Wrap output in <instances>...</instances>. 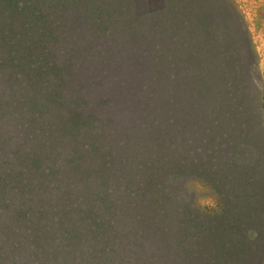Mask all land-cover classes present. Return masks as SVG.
Returning a JSON list of instances; mask_svg holds the SVG:
<instances>
[{
  "label": "trees",
  "instance_id": "obj_1",
  "mask_svg": "<svg viewBox=\"0 0 264 264\" xmlns=\"http://www.w3.org/2000/svg\"><path fill=\"white\" fill-rule=\"evenodd\" d=\"M45 1L0 0V41L5 42V32L12 33L15 29L21 34L30 33L27 19L39 24L48 21L51 15L47 4L58 5L60 0H47L43 5ZM109 1L112 0H69L75 7L89 3L90 13L97 18L106 17L109 21L102 25L107 24V33L112 31L114 24L108 17L115 13L109 9L107 17ZM207 2L211 11H217L216 6L212 7L213 1ZM190 3H197V0L165 1L164 9L157 14L160 18L155 22L153 35L159 27L164 40L170 35L183 43L182 66L192 71L186 76L183 69L179 76L173 77L172 87L165 95L160 92L144 99L145 103L152 101L157 111L153 116L141 112L140 130H136L139 134L134 132L132 136L121 138L122 134L112 131L117 141L109 142L107 155L100 157L99 150L91 154L100 162L95 163L93 182L97 187L88 209L92 210L89 214L97 213L98 219L90 225L92 245L88 246L93 247L95 253L93 249H86L94 258L107 245V264H261L264 259V106L261 105V112L255 113L243 85V81H250L246 77L249 56L240 60V65H232L235 50L224 51L228 39L211 31L208 16L206 20L201 19V28L196 32L195 17H187L189 12H196L197 7ZM15 11L22 16L23 26L15 24L11 16V13L15 16ZM126 23L115 28L122 31ZM148 24L151 29L153 22ZM194 36L198 38L196 51L190 41H186ZM34 39L26 38L27 46L21 47L29 55L27 58L14 57L17 52L12 49L0 53V80L4 92L22 82L28 85L20 96L21 104L28 107L27 112L11 115L8 100L3 102L7 113L0 112V161L14 160L19 168V159L13 157L17 153L7 156L4 141L13 142L17 150H22L25 141L30 148L38 141V132L40 139L48 135H42L32 126L36 117L29 105L33 107L36 93L32 90L42 87L49 93L53 76L49 74V78L42 81L39 75L43 71L48 75V70L56 69V66L37 65L40 59L36 56L42 54V44H34ZM123 58L130 60V55L127 53ZM39 69L35 75L33 71ZM173 69L171 64H166L157 74L163 76ZM24 114L28 115L25 127ZM257 117H260L259 122H254ZM184 118L197 136L186 138L181 121ZM70 125L77 131L75 140L91 130L82 128L78 117ZM27 127L28 133H25ZM65 137L64 142L71 135ZM56 147L53 144L40 154L34 153L36 167H43L48 155L57 164L60 163L57 157L70 156V151L67 153L62 147ZM84 147L78 144V150L83 151ZM194 148L193 154L186 151ZM76 152L74 150L72 156ZM12 178L8 174L0 178V264H28L22 246L13 238H18L20 233L31 237L38 222H25L26 217L34 213L27 188L19 186L13 190L11 203L3 192L7 188L5 181L13 185ZM187 178L197 179L213 190L218 208L205 212L194 207L192 197L186 195L182 186ZM120 227L125 233L118 230ZM250 232L255 234L254 240L248 238ZM121 236L125 239L122 242L119 241ZM37 237V233L34 234V238ZM68 242L63 248L69 246Z\"/></svg>",
  "mask_w": 264,
  "mask_h": 264
},
{
  "label": "rangeland",
  "instance_id": "obj_2",
  "mask_svg": "<svg viewBox=\"0 0 264 264\" xmlns=\"http://www.w3.org/2000/svg\"><path fill=\"white\" fill-rule=\"evenodd\" d=\"M165 1L167 3L168 0L109 1L111 4L107 6V17L109 9L115 13L108 17L114 24L112 31L107 33V24L102 25V22L107 21L106 17L97 18L90 13L89 3L84 7H75L69 0H60L58 5L47 4L51 15L48 21L39 24L27 19L30 33L21 34L20 30L15 29L12 33L5 32V42L0 41V53H4L5 49H12L17 52L16 55L13 54L14 57L27 58L29 55L21 47L27 46L26 38H35L36 43L32 40L34 44H42V54L36 56V59H40L37 65L44 64L49 68L56 66V69L47 71L48 75L43 71L38 77L46 81L49 74L53 76L49 82V93H45L42 87L32 90L31 92L36 93L33 107L30 108L29 105L30 112L36 117L32 126L42 135H48L40 139L38 132V141L31 148L25 141V149L22 150H17L13 142L4 141V152L9 157L17 153L13 157L19 159L21 167H17L14 160L0 161V178L8 174L14 180L12 186L11 182L5 181L7 188L3 190L10 203L14 199L13 190L23 186L27 188L30 203L34 207V213L26 217L25 222H38L34 233L38 237L34 238V234L25 237L20 233L18 238H13L19 243L18 246H22L28 264H107V245L94 258L86 249L92 245L90 225L98 219L97 213L89 214L92 210L88 209L90 197L97 187L93 182L95 163L100 162L91 154L99 150L100 157L107 155V148L111 145L109 142L114 139L112 131L122 134L121 138L138 133L136 130H140L141 112L153 116L157 111L152 101L145 103L144 99L160 92L165 95L172 87L173 77L179 76L183 69L186 70L182 66L180 54L183 43L177 42L170 35L164 37L167 38L164 40L159 27L153 35L155 22L160 18L157 14L164 9ZM206 1L208 0L190 3L197 7V11L189 12L187 18L195 17L193 21L197 32L198 27L201 28V19L206 20L205 17L208 16L211 31L218 37L228 39L224 51L235 50L232 65H240V60H246L245 57L249 56L246 77L250 81H243V85L250 95L252 108L255 113H259L261 105L264 106V0H211L214 2L212 7L216 6L217 11H211V5ZM46 2L47 0L43 5ZM43 8L47 12L44 6ZM11 16L15 24L23 26L20 14L17 15L15 11V16L12 13ZM125 21L126 27L122 31L115 28ZM149 21L153 22L151 29ZM109 26L111 27L110 24ZM186 41H190V46L196 51L197 36ZM127 53L130 60L123 58ZM165 63L171 64L174 69L169 74L159 76L157 73L166 67ZM40 70L33 73L37 75ZM188 71L184 75L188 76ZM26 87L28 85L22 82L5 93L0 80V112L7 113L3 103L6 100L9 102L7 107L11 115L19 111L27 112L28 107L26 104L23 106L20 99ZM45 98H48L47 102ZM23 116L25 127L28 115ZM76 117L82 123V128L92 130L83 132L85 136L77 140L74 139L77 131L70 125ZM259 120L260 117L254 118V122ZM181 121L184 132H187V139L190 135H198L186 118ZM262 125L264 130V122ZM197 130H201L200 126ZM25 133H28V127ZM65 135H71L66 142ZM18 140L21 141V138ZM53 144L55 147H62L64 152L70 151V156L64 159L57 157L60 161L57 164L48 155L43 167H36L34 153L40 154ZM78 144L85 146L83 151L78 150ZM196 148L186 151L193 154ZM74 150L77 152L72 156ZM53 155L56 156V152ZM182 186L186 195L192 197L194 207L198 210L208 212L218 208L213 190L197 179L187 178ZM118 230L125 233L122 227ZM248 238L254 240L255 234L250 232ZM122 240H125L123 236L119 241ZM67 242L69 246L63 248ZM261 264H264V259Z\"/></svg>",
  "mask_w": 264,
  "mask_h": 264
}]
</instances>
